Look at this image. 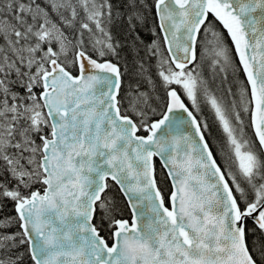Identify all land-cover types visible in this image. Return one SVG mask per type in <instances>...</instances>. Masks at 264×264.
I'll use <instances>...</instances> for the list:
<instances>
[{
  "label": "snow or ice",
  "instance_id": "6c2138e0",
  "mask_svg": "<svg viewBox=\"0 0 264 264\" xmlns=\"http://www.w3.org/2000/svg\"><path fill=\"white\" fill-rule=\"evenodd\" d=\"M0 264H264V0H0Z\"/></svg>",
  "mask_w": 264,
  "mask_h": 264
},
{
  "label": "trees",
  "instance_id": "16d2710c",
  "mask_svg": "<svg viewBox=\"0 0 264 264\" xmlns=\"http://www.w3.org/2000/svg\"><path fill=\"white\" fill-rule=\"evenodd\" d=\"M113 33L118 35L119 30L116 29V28H113ZM153 63H154V62H153ZM125 81H126V86H127V82H128V78H127V77L125 78ZM249 224L251 225V222H249ZM249 239H251V237H250Z\"/></svg>",
  "mask_w": 264,
  "mask_h": 264
}]
</instances>
